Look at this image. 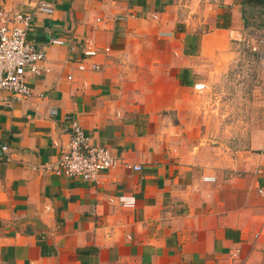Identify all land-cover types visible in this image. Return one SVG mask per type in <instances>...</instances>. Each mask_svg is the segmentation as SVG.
Listing matches in <instances>:
<instances>
[{
	"label": "crops",
	"instance_id": "crops-1",
	"mask_svg": "<svg viewBox=\"0 0 264 264\" xmlns=\"http://www.w3.org/2000/svg\"><path fill=\"white\" fill-rule=\"evenodd\" d=\"M252 2L0 0L45 53L28 98L0 90V264H264V98L228 124L206 103ZM72 118L117 159L98 183L47 169Z\"/></svg>",
	"mask_w": 264,
	"mask_h": 264
},
{
	"label": "built area",
	"instance_id": "built-area-1",
	"mask_svg": "<svg viewBox=\"0 0 264 264\" xmlns=\"http://www.w3.org/2000/svg\"><path fill=\"white\" fill-rule=\"evenodd\" d=\"M37 9L41 12L51 13L50 4L40 1ZM123 19L124 17H120ZM32 21L30 13L19 9H6L0 6V90L10 92L11 99L23 100L32 94L27 76L28 73L37 75L40 73L39 63L44 61L45 53L37 49L32 42L26 38L28 28ZM233 41L246 40L249 50L258 52L260 49L256 42L242 36L238 31L232 34ZM263 43V41H260ZM50 43L62 45L64 41L58 38L50 39ZM75 46H70L73 50ZM108 51L109 48L104 49ZM100 48L92 41L87 40L82 47V57L76 61L77 69L80 71H95L100 68L97 57ZM261 54V51L258 52ZM257 53V54H258ZM261 57H264L261 54ZM68 79L72 78L69 74ZM203 87V85H201ZM54 111V110H53ZM69 140L66 149L58 156L57 160L47 169L58 176H79L85 180L98 183L112 168L117 159L110 150L101 145L90 143L89 136L85 133L79 122L72 118L69 121ZM7 145L2 150L7 151ZM140 169L139 165L133 166ZM204 180H214V177L204 176ZM119 203L123 206L132 207L135 204L133 197H119ZM256 237L258 234L255 235Z\"/></svg>",
	"mask_w": 264,
	"mask_h": 264
},
{
	"label": "rangeland",
	"instance_id": "rangeland-1",
	"mask_svg": "<svg viewBox=\"0 0 264 264\" xmlns=\"http://www.w3.org/2000/svg\"><path fill=\"white\" fill-rule=\"evenodd\" d=\"M241 18L243 27L238 31L243 37L256 42L264 56V1L249 3V6L243 8ZM231 41L235 44L233 39ZM236 50L237 59L222 75L210 78V86L206 92V103L220 105L217 112L226 114L220 115L224 124H228L232 118L233 110L229 105L236 106V113L239 114L244 112V105H260L264 98V57H261L259 51L249 50V47H246V40L236 45Z\"/></svg>",
	"mask_w": 264,
	"mask_h": 264
}]
</instances>
